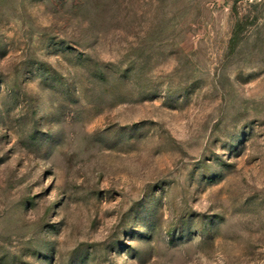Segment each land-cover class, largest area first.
Masks as SVG:
<instances>
[{
    "label": "rangeland",
    "instance_id": "1",
    "mask_svg": "<svg viewBox=\"0 0 264 264\" xmlns=\"http://www.w3.org/2000/svg\"><path fill=\"white\" fill-rule=\"evenodd\" d=\"M0 264H264V0H0Z\"/></svg>",
    "mask_w": 264,
    "mask_h": 264
}]
</instances>
